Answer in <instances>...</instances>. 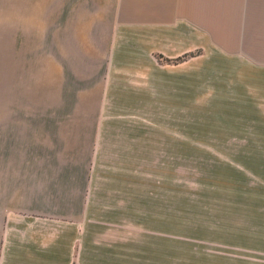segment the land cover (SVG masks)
Masks as SVG:
<instances>
[{
    "label": "crops",
    "instance_id": "1",
    "mask_svg": "<svg viewBox=\"0 0 264 264\" xmlns=\"http://www.w3.org/2000/svg\"><path fill=\"white\" fill-rule=\"evenodd\" d=\"M38 27L76 44L90 83L67 113L0 115V264H172L170 186L155 195L140 166L170 144L172 86L187 106L172 59L194 52L211 107L264 102V0H0V42Z\"/></svg>",
    "mask_w": 264,
    "mask_h": 264
},
{
    "label": "rangeland",
    "instance_id": "2",
    "mask_svg": "<svg viewBox=\"0 0 264 264\" xmlns=\"http://www.w3.org/2000/svg\"><path fill=\"white\" fill-rule=\"evenodd\" d=\"M19 30L6 38L23 41L0 42V115L67 113L69 86L89 85L91 61L74 43H53L51 27ZM187 54L172 59L188 58L187 106L172 86L171 122L158 105L156 119L157 133L166 119V136L171 123L170 144L157 138L140 162L148 190L170 186L172 264H264V102L251 94L233 107L207 105L211 86H195Z\"/></svg>",
    "mask_w": 264,
    "mask_h": 264
},
{
    "label": "trees",
    "instance_id": "3",
    "mask_svg": "<svg viewBox=\"0 0 264 264\" xmlns=\"http://www.w3.org/2000/svg\"><path fill=\"white\" fill-rule=\"evenodd\" d=\"M189 55H192V54H191V53H190V54H187V55H185L184 57H187V56H189ZM184 57L179 58V59H177V60L184 59Z\"/></svg>",
    "mask_w": 264,
    "mask_h": 264
}]
</instances>
